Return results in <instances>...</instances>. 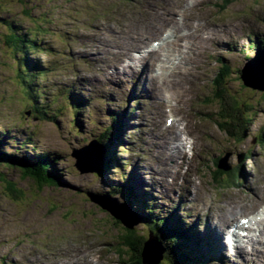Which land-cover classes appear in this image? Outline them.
I'll list each match as a JSON object with an SVG mask.
<instances>
[{"label": "rangeland", "instance_id": "obj_1", "mask_svg": "<svg viewBox=\"0 0 264 264\" xmlns=\"http://www.w3.org/2000/svg\"><path fill=\"white\" fill-rule=\"evenodd\" d=\"M141 3L144 12L140 17L138 9ZM159 6L160 9L157 8ZM134 21L145 32L153 26L165 28L162 37L153 43L154 48L156 44L162 45L160 40L167 34L170 39L173 37L171 43L176 40L174 26L181 34H178L180 54H177L176 60L172 59L178 72L192 77L199 90L192 91L189 81L185 80L182 84L173 83L172 93L174 97L181 98L190 91L196 97L193 107L204 108L199 115H194L197 128L188 127L191 134H198L195 142L199 143V147L194 149V140L186 145L191 164L190 167L186 165L184 171L188 168L193 171V182L202 188L217 209L220 210L224 199L238 194L246 198L243 204L249 208L245 214L256 209L257 213L264 211V196L262 207L252 204L249 198L253 186L264 189V146L259 140L260 137L264 140V92L246 87L240 79L242 68L255 56L264 54V48L259 49L264 36V0H0V134L1 139L6 140L3 148L7 153L16 152L20 158L46 153L54 158L55 168L60 174L59 185L43 187L20 170L0 166V264H77L78 258L86 264L87 256L92 257L96 264H132L133 255L122 244L121 227L89 200L90 194L108 197L127 207L140 221L135 229L146 237L148 230L140 219L141 208L138 210L134 203L129 202L137 197L155 204L156 217L158 214L161 218L171 215L172 223L181 221L184 228L198 227L200 234L205 233L204 227L199 226L204 222L203 216L194 213L196 208L191 205L194 189L191 186L187 188L181 179H174L172 168L163 173L164 167L153 163L156 153L144 148L145 139L148 143L154 139L149 133L151 126L147 124L149 116L155 119L156 111H160L154 110V90H148L147 94L140 93L137 88L132 90L129 84H133V80L125 77L127 74H113V69L122 71L119 65L109 64L107 59H100L92 51L94 45L103 47V41H109L99 36L102 41L92 45L87 35L94 29L111 26L120 30L124 24ZM9 24H13L19 36L37 43L27 57L30 64H35L43 74L36 84L43 89L46 100H38V106H44L49 115L38 118L30 111V102L17 78L18 72L26 65L20 62L11 42ZM215 24L216 28H213ZM199 39L208 43L209 49L205 52L199 49L203 41ZM172 48L178 50L174 44ZM144 51L134 55L140 57L147 52ZM223 62L229 64L227 76L219 73ZM218 73L219 77L214 82ZM149 76L152 82L155 75L149 73ZM107 77L110 81L105 84ZM93 82L107 86V92L96 97L93 96L94 91L86 96L84 91H79L83 85L89 86ZM137 83L140 84V81L137 80ZM98 87L95 85V88ZM220 90L226 91L229 101L236 100L239 108L247 106L251 109L249 119L253 118L243 139H229L214 122V118H218L221 99L216 95ZM69 91L81 96L89 107L75 115L72 106L67 104ZM182 106L186 107V104ZM127 110H132V113L128 114ZM144 110L148 111L141 115ZM165 111L163 113L166 114ZM115 113H124V125L118 138L107 143L102 172L81 174L76 169V160L71 157L73 150L86 147L107 131ZM207 130H213L217 136ZM204 131L206 133L202 134ZM2 133L7 137H3ZM124 164L126 173H132L131 184L140 189L139 192L132 186L129 199L127 195L110 191L111 186L118 184L125 188L120 170L114 169ZM219 164L226 168L219 169ZM146 167H149V173L146 171L144 184L139 187L136 184L141 181L138 175ZM239 183L242 186L239 187ZM155 184H163V190H157ZM226 203L232 205L233 201ZM189 211L195 215L190 216ZM153 238L149 236V239ZM197 244L199 246V242ZM197 244L190 241L188 246L197 248ZM202 246L208 247V244ZM163 252L160 264H166L165 249ZM218 253L227 255L222 247L212 249L211 255L206 256L208 261L213 259L210 264H244L238 256L232 257L228 253L221 257L217 256ZM257 264L262 263L257 261Z\"/></svg>", "mask_w": 264, "mask_h": 264}, {"label": "bare ground", "instance_id": "obj_2", "mask_svg": "<svg viewBox=\"0 0 264 264\" xmlns=\"http://www.w3.org/2000/svg\"><path fill=\"white\" fill-rule=\"evenodd\" d=\"M146 1H153V0H146ZM154 3L157 6V3L155 1H154ZM158 4H160V3H158ZM157 8L160 9L161 7L159 6ZM164 9H166V8H164ZM143 12H144V9H143L142 3H141L140 7L138 9V15L141 17ZM92 13L94 14V12H92ZM208 15H207V17H209ZM207 17H206V19H207ZM202 18H204V17H201L200 19H202ZM160 21H161V19H160ZM162 23H163V21H162ZM165 23H166V21H165ZM171 25H172V23H171ZM191 25H192V23H191ZM100 26H102L101 23H100ZM179 27H180V25H179ZM210 27H212V26H210ZM213 28H216V24L214 25ZM201 29H202V27H201ZM186 30H188V29H186ZM164 31H165L164 27L161 28V27L153 26L150 30H147L145 32V31H142L138 27V22L134 21V22H131L130 24H124L123 27L120 30L114 29L111 26L104 27V28L97 27L96 29L93 30L92 33H90L88 35L86 33L85 34L91 38L92 45L96 44L99 41H102V40L99 39V36L100 37H105V38H107L109 40L108 42L103 41L104 42L103 43V47H98L97 46L98 44L94 45L93 48H92V51L96 52V54H98V57L100 59H104V60L107 59L109 64H114V66L119 65V67L122 68L121 69L122 71L119 72V71H117V70L115 71V69H113V71H112L113 74L116 75V76H120L122 74L124 76V75L127 74L128 76H125V77H128V79L133 80V84L132 83L129 84V86H131L132 90H135L137 88L138 91L140 93H142V94H144V93L147 94L148 90H151V89L154 90V93H152V98L154 97L156 99L155 102H154V103H156L155 104L156 107L154 108V110H160V111H156V113H158L157 115H155L156 113L155 114L153 113L156 116L155 119H153L152 116H149V121H148L147 124H149V126H151V129H150L149 133L154 136V139H153V141L151 143H148V141H146V139H145L144 140V148H146L148 151H150L152 153H156V157L154 158L153 163H160V165L162 167H164L163 170H162L163 173H166L168 168H172L173 169V173H174L173 174V178L174 179H181L185 183L187 188H189L191 186L194 189V190H192L193 194L191 195V197H192V200H191L192 204L191 205H194L195 208H196V211H194V213L198 212L200 215L203 216L202 221L204 220V222L201 223L199 226L204 227V229L206 231H205L204 234H200L199 231H197L198 227H191V226L187 227V230L189 232L191 230H195V233L199 236V238H206V240L210 241V244L208 246L209 247V251L204 252V255H205L204 257L208 256V254L211 255L212 249L218 248V250H219L222 247L223 250L225 252H227V255L229 253V254L233 255L232 257L238 256L239 261L241 263H244V264H257V261H259V263L264 264V217H263L264 216V211H262V213H257V209H256L255 211H252L249 214H245L248 211V208H249L248 206H245L243 204V202L246 200V198H242V196L240 197V196H238V194H233L231 197L224 199L223 205H222V207L219 210L212 204L211 200L206 196L205 192L202 191V188L200 186H197L196 183L193 182V178H192L193 177V174H192L193 171L191 172V170L189 168H188V170L186 172L184 171V167L186 165L188 167H190V164H191L190 161L187 158L186 149H185L186 145L190 142V140H194V142L192 143L194 145V149H197V147H199V143L195 142V139L196 138L198 139V136H197L198 134H194V132H192V134H191L189 132V130H188V127L190 126L191 128L192 127L197 128L195 123H194V120H195L194 117L196 115H199L200 114L199 111H203L204 108L202 106H199L198 108H194L193 107L194 100L196 99V97L192 96L190 94V91H188L181 98L173 96L171 88H172L173 83H175V82L182 84L186 80V81H189V86H191L193 88L192 91H197L199 89L197 88L196 84H194L195 82L191 80L192 77H190V76L185 77L182 72L181 73L178 72V67H177L176 63L174 62V59H172V57L175 58L177 56V54H180V51H181V47L179 46V43H178V41L180 40L178 34L179 35H181V34L178 33L179 31L177 30L176 26H174V33L176 34V40L174 42L171 43V39H173V37L170 39L169 38L170 35L166 33L167 35H165L164 38H162L160 40V41H162V45L158 46L156 44L155 45L156 47L155 48L153 47V43L155 41L159 40L162 37V34L164 33ZM172 31H171V33H172ZM238 31H240V30H238ZM205 33H206V31H205ZM106 34L108 35V37L106 36ZM216 37H217V35H215L214 40H216ZM203 39H201V40H203ZM172 44H174V45H176L178 47L177 51L172 48ZM92 45H91V47H92ZM216 45H218V44H216ZM111 46H112V49H110ZM62 48H61V50H62ZM199 49L202 52H205L207 49H209L208 43L206 41H204V40L201 41L200 44H199ZM144 50H147V52L145 53L147 55L142 54L140 57H136L134 55L136 52H140V53L141 52H145ZM31 51H32V48H31ZM72 53H70V54H72ZM58 57H59V55H58ZM175 60H176V58H175ZM58 66H60V65L58 64ZM80 70H82V69L80 68ZM197 71H198V69H197ZM149 73H153L155 75L154 78L152 79V82H150ZM214 73H216V72H214ZM56 74L58 75L57 72H56ZM201 75H203V74L201 73ZM70 77H72V76H70ZM108 77L110 78L109 74H108ZM109 78L105 79V84H108V80L110 81ZM58 79H56V80H58ZM137 80L140 81V84L137 83ZM100 83L99 82L98 83L93 82L92 85H89V86L83 85L82 89L80 87L79 91H84V96H86L88 94H91L93 91L95 92L93 94V96H96V97L102 96V95H104L107 92L106 88H108V87L104 86V84H100ZM136 84H138L137 87H136ZM95 85H99V87L95 88ZM74 87L75 86H73V88ZM89 99L92 100V98H89ZM160 100H162V101H160ZM151 103H153V102H151ZM183 103L186 104V107L182 106ZM82 106L85 107V104L83 103ZM85 108H87V107H85ZM90 110H91V108H90ZM165 110H167V111H165ZM195 110L198 111V112H196ZM146 111H148V110H144L141 115H144ZM164 111L166 112V114L163 113ZM190 111H193V113L190 112ZM127 112H128V110H127ZM129 112H131V111H129ZM118 124H120V126H118V127L121 130L122 126L124 124L122 122L118 123ZM207 132H209L213 136L216 135L213 130L212 131L211 130H209V131L207 130ZM205 133H206V131L202 132V134H205ZM178 158H180L179 161L176 160ZM148 159H150V158H148ZM148 168L146 167L145 169H143V173L141 175H138V177L141 178V181L139 180V183L136 182V184L139 187H141V185L144 184L142 181H143L144 175L146 174V171L149 173V169ZM128 176H129V179L132 178V174H128ZM136 176L137 175H135L134 181L136 180ZM251 181H253V180H251ZM169 183H170V181H169ZM155 185H156V189L157 190H163L162 189L164 187L163 184H159V185L155 184ZM132 186L134 188L138 189V191L140 190L139 188H137V186L135 184H131L130 185V187H132ZM116 188H117L116 186H111L110 187V191H113ZM252 188L253 189L251 190V192L249 194V198L251 199L252 204L254 203V204H257V206L262 207L261 206V201H262V198L264 196V189L258 188V187H254V186ZM115 193L118 194L117 192H115ZM90 198L92 199V197H90ZM137 199H138V197H137ZM229 200L233 201L232 205H228L226 203V201H229ZM194 213L192 211L188 212V214L190 216L195 215ZM214 219H216V220H214ZM240 222H242L243 225H241ZM238 223H240V226H241L242 230L246 229V231H248V233H249V235L246 237V240H244V238H239L238 239L237 236H232L231 234H228V231L230 230L228 228H230V227H232V226H234V225H236ZM139 224H140V222L138 223V225ZM138 225H136L135 228H137ZM238 225H236V227ZM135 228H134L133 231L135 233H137V230ZM141 236H143V235H141ZM230 239L233 242V244L228 246L227 244H225V242H226L225 240L229 241ZM156 243L158 244V246L161 248V250L163 252L164 248H163L162 244L160 242H158L157 240H156ZM203 243H206V241H204ZM163 254H164V252H163ZM227 255H224L222 253H218L217 254V256H221V257L227 256ZM81 256H82V258H84V254H82ZM91 256H93V255H91ZM92 259H93L92 257L87 256L85 258V260H87L86 264L87 263L88 264H96V263H94V259H93V262H92ZM76 263L77 264H83V262L79 258L77 259ZM205 264H209L208 259L205 261Z\"/></svg>", "mask_w": 264, "mask_h": 264}, {"label": "trees", "instance_id": "obj_3", "mask_svg": "<svg viewBox=\"0 0 264 264\" xmlns=\"http://www.w3.org/2000/svg\"><path fill=\"white\" fill-rule=\"evenodd\" d=\"M8 28L11 30V34L9 36L11 42H13V46L15 47L17 54L20 56L19 60L26 65L24 70L18 72V78L21 80V83L20 81L19 83L24 89V95L30 102L29 105H31V110L40 115L39 117L49 115V113L44 110V106H38V100H46L44 97L46 94H41V89L38 86L35 87L36 80L39 78V74L41 75V72L36 65L32 66L30 64L29 58L27 57L29 53L28 51H31L29 44L35 45V42H31L25 37L19 36V34L15 32L13 24H9ZM262 44L264 45V40ZM216 96H218V99H221V103L219 102L218 118L214 119L215 124L229 139H233L234 141L243 139L246 136L248 127L250 126L253 118L251 117L249 119V113L251 109H248L247 106H242V108H239L236 100L234 99L229 101L226 98V91L220 90V93H218ZM71 99L72 100H70V103L73 105V109L77 114V112L83 107V101H80L75 97H71ZM48 106L51 108L50 103ZM113 117L114 118L111 127H109L108 130L102 133V136H100L102 138L101 142L105 146L108 141H113L114 138L118 136L117 133H120L121 131L118 127L120 124L118 123H121L123 115L121 117L120 114L117 113L114 114ZM4 135L5 134H3V137H5ZM259 140L264 146V142L261 137ZM4 143L5 139H1L0 134V166H4L5 169L15 168L20 170L23 175L36 182L39 186L56 187L57 184L59 185L60 176L57 171H55V164L52 158L42 154L35 156V158H32L31 160L24 157L18 158L13 154L3 151ZM14 144H16V142ZM14 163L17 164V166L13 165ZM232 172H234V170ZM130 181L132 182V178ZM117 188L115 189L116 191H113L117 192L118 194H122L127 190L126 188H123V185ZM125 195L129 197V194ZM137 201L138 205L140 204L141 207V215L143 216H141L142 221L146 223L145 227H147L150 232H154L157 240L165 249L164 262L166 264H193L192 256L194 255V252H187L186 250L188 240L185 232L180 230L178 225L171 227L169 225L171 220L169 216L161 218L158 214V217H156L155 209L148 205L147 202H143L141 204V201ZM129 202L131 204V201ZM122 239L123 247L131 251V254L133 255L134 260L132 261V264H142L141 255L146 241L145 238H143V236H141L138 231L137 233L133 231L127 233L126 236L122 235Z\"/></svg>", "mask_w": 264, "mask_h": 264}, {"label": "water", "instance_id": "obj_4", "mask_svg": "<svg viewBox=\"0 0 264 264\" xmlns=\"http://www.w3.org/2000/svg\"><path fill=\"white\" fill-rule=\"evenodd\" d=\"M240 79L246 87L264 92V54L258 55V57L252 59L242 68ZM104 155L105 149L97 142H92L83 149L74 150L71 154L72 158L76 160V169L81 174H98ZM219 168L225 169L226 167L219 166ZM90 197H92L90 201L93 204L98 206L112 222L121 227L123 231L121 234L123 236H126L129 232H133L135 226L138 225L139 221L131 214L127 207L118 204L108 197H96L92 195ZM162 259L163 252L156 243V239L146 241L141 255V263L160 264Z\"/></svg>", "mask_w": 264, "mask_h": 264}]
</instances>
